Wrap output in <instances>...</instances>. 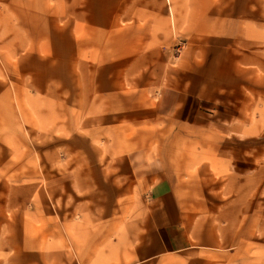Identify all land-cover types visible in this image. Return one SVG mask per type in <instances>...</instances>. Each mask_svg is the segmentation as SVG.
<instances>
[{
  "label": "rangeland",
  "instance_id": "1",
  "mask_svg": "<svg viewBox=\"0 0 264 264\" xmlns=\"http://www.w3.org/2000/svg\"><path fill=\"white\" fill-rule=\"evenodd\" d=\"M118 1L0 0V264H264V0H139L138 8L153 7L147 16L112 15ZM181 73L209 74L212 85L207 119L196 124L219 126L220 139L194 145L198 165L224 168L211 152L243 164L221 220L262 215L255 238L222 262L200 261L192 250L213 246L209 233L190 250L141 262L134 248L147 241V210L135 192L127 206L103 211L65 191L50 208L49 190H39L68 170L95 178V167L120 158L139 172L158 170L161 141L177 126L155 107ZM211 174L207 185L228 178ZM219 219H209L218 236L226 226Z\"/></svg>",
  "mask_w": 264,
  "mask_h": 264
},
{
  "label": "crops",
  "instance_id": "2",
  "mask_svg": "<svg viewBox=\"0 0 264 264\" xmlns=\"http://www.w3.org/2000/svg\"><path fill=\"white\" fill-rule=\"evenodd\" d=\"M122 1H118L112 15L124 13L125 15L147 16L153 11V7H149L150 4L146 2L138 8L139 0H131L129 3H126V0ZM161 1L164 2V0ZM163 6L164 4H160L159 12ZM209 76V74L181 73L180 76L172 77L159 92L155 115L176 124L177 130L174 131L171 140L168 138V140L161 141L158 152L160 156L158 170H155L154 164H147L146 171L139 172L138 166L129 162L130 159L127 161L126 158H120L116 161L115 167H111L113 165L106 167L105 162L102 163L103 168L99 165L95 167V170L97 169L95 178L91 177L86 169L64 171L60 174L61 178H59V173L55 174L39 187L40 191L41 188L45 192L49 190L50 208L54 207L59 200V192L63 191L71 193L75 200H81L84 207L91 203L92 206L89 207L96 205L103 211L106 207L119 206L120 209L122 206H127L126 203L133 200L132 194L135 192L134 197L141 202L139 206L147 210L143 221L146 225L148 224L146 226L147 235L140 236V239L147 241L143 244L139 243L134 248V254L139 256L141 262L149 261L160 255L190 250L193 245L192 241L202 240L204 234L207 233L212 239L213 246L200 245L192 248L196 258L200 261L218 260L222 262L227 257L231 258L235 248L242 245V242L253 240L256 225L260 224L262 218L260 211H255V209L245 211L237 217L236 221L229 220L232 225L228 224L229 221L227 223L226 220H221L228 204L224 195L230 189L229 185L232 181L244 177L239 173L243 169V164L238 165L234 161L237 158L230 153L211 152L215 159L223 161L224 168L220 167L215 170L216 160L211 158L212 161H209L214 165L215 171L209 172L210 168L207 165H198L203 155L199 156V153H196L194 145L202 149V144H212L209 138L214 139V144H217L220 139L216 129H219L217 124L218 127L213 130L196 124L198 120L207 119L203 114L208 109L207 106L212 105V99L208 98L207 93L208 87H212ZM216 104L219 106L220 102ZM222 109L227 110V108ZM187 129L205 132L208 136L194 137L190 132L187 133ZM227 130L233 132L230 128ZM241 139L244 138L241 137ZM219 170L225 172L228 178L211 181L209 185L204 183L205 176H211V173L218 175ZM139 178L142 179L141 184L138 182ZM136 185L140 187L138 191L133 190ZM141 185L145 189H142ZM79 196L81 197L78 198ZM49 215L54 217L52 211ZM217 215H219V221L226 224L225 228L220 230L219 236L213 226L214 221L209 220ZM208 217V220L203 221ZM85 236L91 238L89 233ZM101 237L100 233L93 236L95 239ZM218 239L221 243L219 247L215 245Z\"/></svg>",
  "mask_w": 264,
  "mask_h": 264
}]
</instances>
